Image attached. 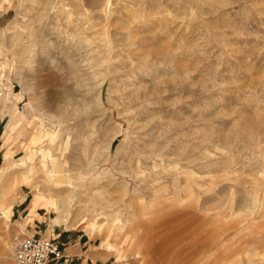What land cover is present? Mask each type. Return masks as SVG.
I'll use <instances>...</instances> for the list:
<instances>
[{
  "label": "rangeland",
  "instance_id": "1",
  "mask_svg": "<svg viewBox=\"0 0 264 264\" xmlns=\"http://www.w3.org/2000/svg\"><path fill=\"white\" fill-rule=\"evenodd\" d=\"M102 1L0 0L1 205L64 200L104 264H264V0Z\"/></svg>",
  "mask_w": 264,
  "mask_h": 264
},
{
  "label": "crops",
  "instance_id": "2",
  "mask_svg": "<svg viewBox=\"0 0 264 264\" xmlns=\"http://www.w3.org/2000/svg\"><path fill=\"white\" fill-rule=\"evenodd\" d=\"M5 164L6 162L3 163V166ZM3 166L0 167V170ZM2 183L0 175V188ZM10 188H12L11 185ZM12 193L13 192L4 193V196H7V200L8 197L13 195ZM17 202L19 203L12 209L11 206L14 203L9 204L7 202L6 205L3 206L0 202V211L4 210L5 207V210L8 212L9 219L10 216L15 217L21 212L25 221V227L22 232L54 240L60 248V258L54 264H104L102 261L103 251L98 250L95 245L96 243L94 244L91 236L86 231L79 228V225H73V227L65 228L54 221L52 222L55 217V215L54 217L51 216V212L53 211L36 203L33 197L28 199V196H25ZM108 247L111 248L112 251L116 250L113 245Z\"/></svg>",
  "mask_w": 264,
  "mask_h": 264
},
{
  "label": "built area",
  "instance_id": "3",
  "mask_svg": "<svg viewBox=\"0 0 264 264\" xmlns=\"http://www.w3.org/2000/svg\"><path fill=\"white\" fill-rule=\"evenodd\" d=\"M59 258L60 248L50 238L21 232L14 240V264H54Z\"/></svg>",
  "mask_w": 264,
  "mask_h": 264
},
{
  "label": "bare ground",
  "instance_id": "4",
  "mask_svg": "<svg viewBox=\"0 0 264 264\" xmlns=\"http://www.w3.org/2000/svg\"><path fill=\"white\" fill-rule=\"evenodd\" d=\"M6 3V2H5ZM110 6H111V3H109V2H107L106 0H104V1H102V3H101V5L99 6V15H100V20L101 21H103L104 23H106L107 24V21L109 20L108 18H109V16L111 15V9H110ZM45 42V41H44ZM49 43V42H48ZM48 43H47V45H48ZM50 45V44H49ZM52 45V44H51ZM104 45V44H103ZM29 47H30V45H28ZM50 47V46H49ZM104 48H105V51H106V53L108 54V55H110L111 54V52L113 51V46H112V44H111V42L109 41V40H105V45H104ZM49 49V48H48ZM132 51V50H131ZM129 51H127V53H128ZM34 54H30V56H33ZM114 55V54H113ZM47 59H48V61H50V58L49 57H47ZM51 61H52V59H51ZM3 108V107H2ZM32 114V113H31ZM31 118H33V117H35V116H33V115H31L30 116ZM37 120H39V119H37ZM52 151V149H51V146L49 145L48 146V152H46V154L45 155H49L50 156V152ZM27 153H29V152H27ZM47 155V156H48ZM34 157H36V152H35V150H31V154H30V156L27 158V160L26 161H22V160H19L20 161V164L19 165H16V166H14V168H17L18 170H22V173L23 174H28V175H31L32 174V172H33V169H34V166H33V159H34ZM44 155L43 154H40V157L39 158H42V159H44ZM49 165V166H48ZM48 167H50L49 168V170H47L48 171V173L50 174V176L53 178L54 176H53V174H54V172H55V169L59 166L57 163H55L54 161H49L48 162ZM13 166V165H12ZM44 171V170H43ZM37 172V171H36ZM40 174V173H39ZM43 177H44V175H43ZM32 178V177H31ZM41 181V180H40ZM32 183H34V182H32ZM40 184V183H39ZM39 186V185H38ZM42 187H43V183H42V185H41ZM34 188V187H33ZM44 188V187H43ZM69 194V193H68ZM71 194V193H70ZM64 196V195H63ZM46 204H47V207L46 208H48V209H50V210H53L55 213H64L65 214V216H70V211H71V206L68 204V203H65L64 202V200H58V201H56V200H54L53 198H51V197H47L46 198V202H45ZM58 204V205H57ZM6 208H4V212H7L6 210H5ZM6 215V214H5ZM4 215V216H5ZM7 218V217H6ZM12 253V259H13V251L11 252ZM14 260V259H13Z\"/></svg>",
  "mask_w": 264,
  "mask_h": 264
}]
</instances>
